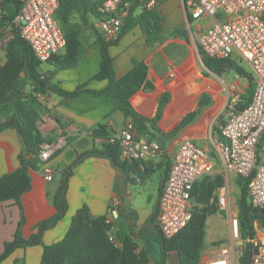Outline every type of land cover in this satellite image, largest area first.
<instances>
[{
  "label": "crops",
  "instance_id": "crops-1",
  "mask_svg": "<svg viewBox=\"0 0 264 264\" xmlns=\"http://www.w3.org/2000/svg\"><path fill=\"white\" fill-rule=\"evenodd\" d=\"M155 10L162 17L160 32L162 39L160 41L148 45L145 35L138 27H134L122 36L116 45L109 48L116 78L126 74L135 61L144 62L147 66L146 83L150 84L151 88L142 87L136 92L129 100L131 106L138 115L151 119L156 113L161 95L168 93L169 102L164 107L161 119L157 123L161 134H164L162 128L176 127L186 114L197 109L203 95L207 96V104L201 108L199 115L180 129L176 135L163 139L161 157L154 163L145 162L150 169L149 176L145 180L133 174H129L127 178V175L114 168L109 160L102 157H87L76 164L68 180L67 212L55 227L44 233L42 239L44 245H51L63 238L71 218L82 206H86L93 217L109 218L112 232L119 222L124 223L118 217L119 208L124 207L125 210L131 209L132 218L135 215L134 229L137 236L134 241L140 249L143 246L142 238L148 241V237L158 231L156 218L150 225L146 222L151 215H157L162 184L174 153L185 139L191 140L195 145V139L198 138L205 142L204 148L196 146L204 150L214 162L213 173L209 176H220L223 179L222 187L226 186L229 191L227 210H221L218 207L219 209L208 218L219 214L228 225L230 215H237V200H234V206L230 201V188L235 187L237 177L224 172L215 148V144L221 140L220 127L229 115L212 127L210 121L213 115L209 116V114L221 109L227 95L231 92L229 91L231 86L248 89L250 82L246 83L244 80H249L248 75L242 76L234 71V80L231 82L223 79L229 71L217 75L205 68L199 54L198 39L200 34L210 26L212 20L200 19L189 22L186 16L190 34H186L187 38H185L183 35L174 34L177 29V13L183 14L180 0H163ZM171 32L173 36H170ZM10 38L0 40V65L5 61L4 45ZM92 45L95 44L86 48L76 67L55 72L51 82L65 91H73L82 85L85 89L95 92L104 90L108 85L107 81L94 78L101 60L100 47L98 44H96L97 47H92ZM230 61L234 62L233 59ZM48 69L50 66L44 63L42 70ZM250 79L254 85L255 75L250 76ZM239 96L240 93H236L235 98ZM40 99L48 107L50 113L41 118L38 126L44 135L53 136L52 144H55L57 152L47 161H42L38 170H29L31 187L21 196L19 204L13 200L0 203V253L3 251L4 243L13 239L20 224L21 236L27 239L35 231L36 224L54 215L52 197L59 185L61 172L76 161L80 154L101 147V140L94 139L91 130L98 125H106L116 135L127 122L131 121L117 110L112 98L103 94L81 95L66 99L56 94H49L40 96ZM236 112L238 111L233 113ZM21 151L22 144L14 129L0 132V176L17 169L18 155ZM142 168L143 166L141 170ZM47 171L51 172V180L45 179ZM148 182L156 184L155 195L146 197V205H139L132 197L131 187L136 184L143 186ZM218 190L215 192V197ZM192 204L193 202H191V207H193ZM207 220L199 264L215 256L229 237V228L226 236H218L215 221H211L207 233ZM257 229L255 227V237L259 238L256 234ZM259 231L264 232V228ZM212 247H219V250L211 252L213 254L209 256ZM42 252L41 245L19 248L0 264H40ZM153 254L154 250L147 264H157L159 257ZM164 264H180L177 253H167Z\"/></svg>",
  "mask_w": 264,
  "mask_h": 264
},
{
  "label": "trees",
  "instance_id": "trees-1",
  "mask_svg": "<svg viewBox=\"0 0 264 264\" xmlns=\"http://www.w3.org/2000/svg\"><path fill=\"white\" fill-rule=\"evenodd\" d=\"M12 1L19 5L18 0ZM98 1L60 0L56 19L65 35L66 47L46 61V66H50L48 70H42L44 64L34 56L30 46L21 39L18 30L14 27L10 30L11 38L4 45L5 61L0 65V132L14 129L21 141L22 151L18 155L17 169L0 176V203L13 200L19 204L21 196L31 187L29 170H38L42 163L39 158L42 146L52 144L54 140L53 136L44 135L38 126L41 118L50 113L40 96L56 94L66 99L81 95H106L114 100L117 110L131 119L137 140L146 137L148 140L158 141L161 146L163 139L176 135L180 129L191 123L199 115L201 108L207 104V96L203 95L197 109L186 114L172 131L165 134H161L157 123L169 102L168 93L161 95L154 117L149 119L138 115L129 100L142 87L151 88V85L146 83L147 66L144 62L135 61L126 74L116 78L109 48L116 45L122 36L134 27H138L145 35L148 45L160 41L162 17L155 9L147 10L140 7L137 0H131L132 5L119 37L115 41H106L91 21L97 17ZM11 19L12 17L4 14L0 25H5ZM188 21H192L190 16ZM85 30L93 31L95 38L91 44H98L101 52L99 68L94 78L106 80L108 85L100 92L87 90L83 85L73 91H65L57 84H53L51 79L55 72L77 66L87 48ZM174 34L187 38L183 29H176ZM199 54L205 68L217 75L233 70L242 76H247L245 71L238 68L230 59H211L200 50ZM248 78L251 81L250 77ZM253 88L254 85L250 82L247 92L242 97L245 103L238 106L237 111L243 110L250 103ZM91 134L94 139L101 140V147L80 154L76 161L61 172L59 185L52 197L54 215L36 224L35 231L27 239L21 236L20 224L13 239L4 243L3 251L0 253V263L16 249L41 245L43 252L40 264H147L155 243L159 250L157 264H164L169 252L177 253L180 264H199L200 253L204 246L206 220L217 211L212 200L216 198L215 192L223 186V179L218 175L205 176L194 183L191 191V201L194 204L191 209V219L177 235L170 239L163 237L157 227L158 231L153 232L152 238L148 237V241L138 236L143 241V246L138 249L134 241L137 236L134 229L136 219L134 213L132 218L131 209L119 208L118 217L124 223L119 222L112 232V224L106 223V217H93L89 209L82 206L71 218L70 225L61 240L51 245L43 244L44 233L55 227L67 212L68 180L73 167L82 159L91 156L106 158L114 168L127 175V178L129 174L141 180L149 176V165L145 161L120 158L118 144L108 141L114 134L106 125H98L91 130ZM263 142L264 134L261 144ZM56 152L57 150L52 156ZM141 166H143L142 170ZM249 180L250 178L241 177L236 179V185L239 188L237 218L242 249L239 264H251V257L256 247L250 240L255 237V227L259 225L264 228V209L253 208L248 202ZM156 216V214L151 215L146 224H152ZM110 233L115 237L118 245L110 241Z\"/></svg>",
  "mask_w": 264,
  "mask_h": 264
},
{
  "label": "built area",
  "instance_id": "built-area-1",
  "mask_svg": "<svg viewBox=\"0 0 264 264\" xmlns=\"http://www.w3.org/2000/svg\"><path fill=\"white\" fill-rule=\"evenodd\" d=\"M0 0V20L5 14ZM12 1V0H10ZM16 14L10 22L0 25V40L14 27L31 48L40 63L66 47V38L56 19L60 0H18ZM163 0H137L140 7L155 9ZM185 15L192 20L210 19L212 23L198 39L199 50L215 60H245L255 75L250 103L241 111L229 115L220 127L215 148L226 174L250 178L248 202L253 208L264 209V0H180ZM132 5L131 0H99L94 28L106 41H115L122 30ZM6 15V14H5ZM8 16V15H7ZM117 143L122 160L156 162L163 148L156 140L136 139L132 122H127L119 134L109 138ZM55 144H44L41 161L55 152ZM214 162L191 140L185 139L172 157L167 176L158 198L156 225L163 237L177 235L191 219V191L194 183L213 173ZM47 171L46 180H51ZM228 188L221 187L217 204L228 208ZM106 223L111 224L109 218ZM229 237L218 253L203 264H239L242 255L240 225L237 215H230ZM257 228V227H256ZM109 239L118 245L110 233ZM255 248L251 264H264V239L250 240ZM237 257V260H236Z\"/></svg>",
  "mask_w": 264,
  "mask_h": 264
},
{
  "label": "rangeland",
  "instance_id": "rangeland-1",
  "mask_svg": "<svg viewBox=\"0 0 264 264\" xmlns=\"http://www.w3.org/2000/svg\"><path fill=\"white\" fill-rule=\"evenodd\" d=\"M182 6V5H181ZM177 11V10H176ZM185 17V18H184ZM92 23H93V19L91 20ZM187 19H186V15L183 11V14H179L177 13V29H183V31H185V33L187 35L190 34V28L187 26ZM194 25V24H193ZM192 25V27H193ZM170 30V29H169ZM170 32V31H169ZM193 32L195 33L194 29H193ZM11 36V33H7L5 34L4 36V39L5 38H10ZM170 36H173V32H171ZM84 37H85V43L88 46L91 45L92 41L94 40L95 38V35L93 33V31L91 30H85L84 31ZM95 45H92V47H97L96 43H94ZM232 59L234 60V63L238 66V68L242 69L245 71L246 75H248V77H253L254 73L250 67V65L243 59L235 56V55H232ZM234 75H235V72L233 70H230L228 73H226L225 76H223V79H225L226 81H231L234 80ZM246 81V83L248 82H251L249 81L248 79H244ZM247 89V88H246ZM245 88L243 87H238V86H234L233 87L231 86V89L229 91H231L228 95H227V99L224 103V105L222 107H220L221 109H218L217 111L210 113L209 116H212L213 115V119L212 121H210V126L214 127V125H217L219 124L221 120H224L226 119V117L230 114H232L233 112L236 111V108L240 105H243V103H245L244 99L242 98L244 96V94L247 92L245 91L246 90ZM235 91V92H234ZM236 93H240V96L238 98H235L236 96ZM235 98V99H234ZM159 122V121H158ZM175 127V126H174ZM174 127L172 128H162V130L164 131V134L165 132L166 133H169L171 130L174 129ZM195 143L197 146L201 147V148H204L205 146V142L202 140V139H195ZM56 181H57V177H56ZM56 181L54 183H56ZM236 184V183H235ZM131 190L132 191V197L136 199V202L141 205H146V197L147 196H154V192L156 190V184H154V182L152 183H146L145 185L143 186H138L137 184L136 185H133L131 187ZM238 194H239V188L237 187V185H235V187L233 188H230V201L232 203V205L234 206L235 204L233 203L234 200L238 199ZM214 205L217 206V209L218 208V205H217V194H216V198L214 200H212ZM237 204V202H236ZM194 204H192L193 206ZM211 221H215L216 223V232L218 233V236L219 237H222V236H226L228 234V225L225 224V220L224 218H222L219 214L215 215V216H212L210 218H208L207 220V233L209 232V226H210V223ZM257 230L259 231V229H261L262 227H260L259 225L257 226ZM263 229V228H262ZM259 232H262V231H259ZM263 233V232H262ZM154 245V254L153 256L155 257H159V250H158V246L153 243ZM219 248V247H218ZM217 247H212L211 251L209 252V256H211L215 251H218ZM213 252V253H211ZM211 253V254H210ZM236 260H237V257H236Z\"/></svg>",
  "mask_w": 264,
  "mask_h": 264
},
{
  "label": "water",
  "instance_id": "water-1",
  "mask_svg": "<svg viewBox=\"0 0 264 264\" xmlns=\"http://www.w3.org/2000/svg\"><path fill=\"white\" fill-rule=\"evenodd\" d=\"M3 9L6 15L13 16L16 14L17 5L14 1H6L3 5ZM127 204V203H126Z\"/></svg>",
  "mask_w": 264,
  "mask_h": 264
},
{
  "label": "bare ground",
  "instance_id": "bare-ground-1",
  "mask_svg": "<svg viewBox=\"0 0 264 264\" xmlns=\"http://www.w3.org/2000/svg\"><path fill=\"white\" fill-rule=\"evenodd\" d=\"M256 234H257L258 237L264 239V232L262 233V232L257 231Z\"/></svg>",
  "mask_w": 264,
  "mask_h": 264
}]
</instances>
